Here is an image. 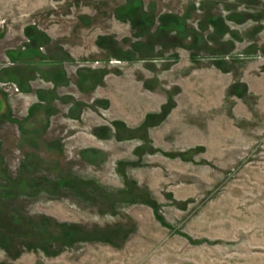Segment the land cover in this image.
I'll use <instances>...</instances> for the list:
<instances>
[{
	"label": "rangeland",
	"instance_id": "obj_1",
	"mask_svg": "<svg viewBox=\"0 0 264 264\" xmlns=\"http://www.w3.org/2000/svg\"><path fill=\"white\" fill-rule=\"evenodd\" d=\"M0 264H264V0H0Z\"/></svg>",
	"mask_w": 264,
	"mask_h": 264
}]
</instances>
